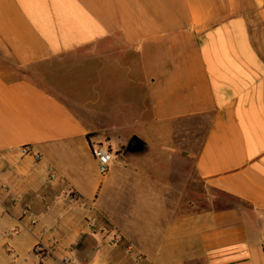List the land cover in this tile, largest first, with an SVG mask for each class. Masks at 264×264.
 <instances>
[{
    "label": "crops",
    "instance_id": "1",
    "mask_svg": "<svg viewBox=\"0 0 264 264\" xmlns=\"http://www.w3.org/2000/svg\"><path fill=\"white\" fill-rule=\"evenodd\" d=\"M189 162L235 203L183 208ZM40 237L72 264H264V0H0V264H56Z\"/></svg>",
    "mask_w": 264,
    "mask_h": 264
},
{
    "label": "built area",
    "instance_id": "2",
    "mask_svg": "<svg viewBox=\"0 0 264 264\" xmlns=\"http://www.w3.org/2000/svg\"><path fill=\"white\" fill-rule=\"evenodd\" d=\"M26 153H31L35 160H39L40 156L38 154H33L30 149H25ZM94 156L99 162V171L101 174H105L108 171L109 164L112 160V154L109 150L99 147L94 150ZM50 178H54V175L51 174ZM67 195L69 199L72 201H81L79 194L73 190L72 188L67 189ZM84 209L86 212L91 210V206L88 204H84ZM29 212L27 210L23 211V216H28ZM89 226L91 228L95 227L94 222L91 219H87ZM29 222L31 226L36 224V220L29 217ZM47 230L43 229L42 234L46 233ZM33 254L37 257V259L43 263L48 261H54L56 264H72L71 261L67 258H58L55 255V244L51 242H44L43 239L37 238L35 245L33 246Z\"/></svg>",
    "mask_w": 264,
    "mask_h": 264
},
{
    "label": "rangeland",
    "instance_id": "3",
    "mask_svg": "<svg viewBox=\"0 0 264 264\" xmlns=\"http://www.w3.org/2000/svg\"><path fill=\"white\" fill-rule=\"evenodd\" d=\"M8 63H11L12 61L8 59ZM16 67V66H15ZM131 138V137H130ZM130 140V139H129ZM128 140V141H129ZM128 141L126 145L128 144ZM125 145V146H126ZM99 146V145H98ZM183 155H185L183 153ZM192 162H189V164L183 165L184 169H188L190 172L189 176V187L186 189L185 194L188 196V200L183 202V208H185L186 204H188L191 208H196V209H203L207 208L210 206L211 202H209V199L212 198V202H214V206H226L229 204L235 203V201L227 196L214 193L212 191L205 190L203 186L199 182H195L192 179Z\"/></svg>",
    "mask_w": 264,
    "mask_h": 264
},
{
    "label": "water",
    "instance_id": "4",
    "mask_svg": "<svg viewBox=\"0 0 264 264\" xmlns=\"http://www.w3.org/2000/svg\"><path fill=\"white\" fill-rule=\"evenodd\" d=\"M145 150V143L136 135L132 136L126 145L127 153H139Z\"/></svg>",
    "mask_w": 264,
    "mask_h": 264
}]
</instances>
